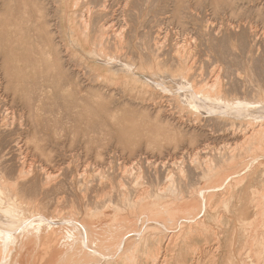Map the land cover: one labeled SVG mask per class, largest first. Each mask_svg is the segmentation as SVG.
<instances>
[{
  "label": "bare ground",
  "instance_id": "obj_1",
  "mask_svg": "<svg viewBox=\"0 0 264 264\" xmlns=\"http://www.w3.org/2000/svg\"><path fill=\"white\" fill-rule=\"evenodd\" d=\"M81 2L61 0L63 17L68 22L67 32L82 50L81 56L93 60L105 71V75L98 73L85 81L93 86L97 83L110 87L107 93L111 96L117 95V91L125 92V87L128 89L129 95H125L117 111H125L132 105L140 114L135 115L133 111L126 120L117 115V120L119 132L130 139L132 148L128 151L124 147L120 149L118 143L114 147L110 141L104 142L102 125L90 123L83 129L74 125L73 142L78 141V135L83 132L84 138H89L87 154L94 153V157L88 155L90 160L87 161L85 156L82 161L86 160L88 165L81 164V160H77L75 166L71 162L66 164L65 169L71 176L69 183L79 184L84 193L80 207L73 202L65 211V199L53 193L66 183L58 171L60 166L55 168L48 163H36L37 160L36 164L29 163L24 156L21 160L10 159L8 147L12 144L22 152L25 138L8 140L15 133L14 127L8 124L10 121L1 120L0 264H201V250L192 246V242L197 235L212 229L209 223L215 211L214 202L223 194L222 183H216V175L226 177L225 173L236 167L232 160L248 143H264V85L259 81V85L251 86L247 81L250 86H245L244 82H239L242 76L237 75L234 77L241 85L234 86V72L226 68L227 65L225 69L221 66L217 71L213 69L209 80L203 75L204 79V72L196 71L193 49L174 40L176 54H171L164 44L169 35H163V30H159L156 37L149 35L146 51L137 56L123 52L127 36L121 28V36L112 34L114 51H108L106 23L99 25L98 21L91 22L84 15L73 18L72 10L68 11L69 7L77 9ZM238 27L231 29L237 32ZM255 27L249 30L251 43L264 49V33L259 34ZM112 35L110 40L114 39ZM189 40L193 42L192 38ZM101 91L96 89L92 94L94 101L83 104L85 110L99 107V102L106 98ZM28 92L31 98L32 91ZM247 93L253 95L252 99ZM247 117L254 119L245 122L243 119ZM206 122H211L222 135L244 141L236 142L234 150L214 149L208 143L185 146L176 140L177 133H188L189 129L205 131ZM248 123L250 127L246 128ZM55 131L61 134L66 130L57 127ZM81 156L78 154L76 159ZM91 158L95 165L89 164ZM89 176L93 178L88 179ZM225 189L228 191V187ZM237 220L242 224L246 222L244 215L237 216ZM245 250L252 259L251 263L242 259L243 264L260 263L250 247ZM231 264L237 263L231 261Z\"/></svg>",
  "mask_w": 264,
  "mask_h": 264
},
{
  "label": "rangeland",
  "instance_id": "obj_2",
  "mask_svg": "<svg viewBox=\"0 0 264 264\" xmlns=\"http://www.w3.org/2000/svg\"><path fill=\"white\" fill-rule=\"evenodd\" d=\"M102 4L110 6L105 9ZM69 10H72L73 18L84 15L91 22L98 21L99 25L106 23L104 29L110 41L108 51H114V35H120L122 29L127 36L123 52L137 56L146 51L148 36L156 37L159 30H163V35H169V40L164 44L171 50V54H176L173 51L176 41L193 49L197 58L196 71L200 74L204 72L202 76H207L206 80L214 74L213 69L217 71L220 66L225 69L227 65L226 68L234 72V86L241 85L239 82H244L245 86H255L259 81V84L264 85V49L251 43L253 38L249 32L250 27L256 26L259 34L264 33V0H82L77 9L69 7ZM63 15L61 0H0V104L5 108L0 107V121H10L7 123L14 127L15 133L8 140L25 138L22 152L8 144L7 156L10 159L21 160L24 156L29 163L37 160L36 163H48L52 167L55 165V168L60 166L58 171L66 183L53 193L63 196L64 210L67 211L73 202L79 207L82 205L84 192L80 191L79 184L69 183L71 176L65 166L69 162L75 166L77 160L84 164L90 157H94V153L87 154L89 138H84L83 132L78 135V141L73 142V126L78 124L83 129L90 123L102 125L105 127L102 136L104 142L110 141L114 147L118 143L120 149L124 147L129 151L132 145L130 139L119 132L117 115L126 120L131 112L139 115L140 111L132 105L125 111H117V107L123 105L125 95H129L126 87L125 92L117 91V95L111 96L107 93L110 87L93 83L96 85L94 87L91 82L85 81L98 73L105 75V71L93 60L88 61L81 56L82 50L71 41L67 32L68 22ZM125 26L129 27L124 29ZM233 26H239V30L232 31ZM111 28L116 32L112 33ZM111 35L114 39L110 40ZM191 38L194 43L189 40ZM209 52H212L211 55ZM257 74L261 75L260 79ZM237 75L242 76L239 82L234 77ZM249 81L250 85L247 84ZM99 88L106 94V98L99 102L98 108L85 110L83 104L94 101L92 94ZM29 90L32 91L31 98ZM248 93L247 97L252 99L253 95ZM246 119L252 122L254 118L243 119L248 122ZM210 123L206 122V130L203 132L189 129L188 133H177L176 140L185 146H203L208 143L214 149H234V144H238L236 142L242 144L244 141L222 135ZM237 125L235 127L238 128ZM57 127H65L66 131L57 134ZM249 127L248 123L246 128ZM91 146L95 149L94 144ZM78 154L82 156L76 159ZM85 156L88 158L83 163ZM92 160L90 165L94 164L95 160ZM232 164L236 167L225 173L226 177L216 175V183H222L223 194L217 196L214 202L215 216L209 223L212 229L197 235L192 246L200 248L201 264H231V261L243 264L242 259L251 263L252 258L245 253L246 247H250L255 258H260L258 264H264V143H248L246 149L232 160ZM227 187L228 191L225 189ZM239 215L245 216V224L237 220Z\"/></svg>",
  "mask_w": 264,
  "mask_h": 264
}]
</instances>
